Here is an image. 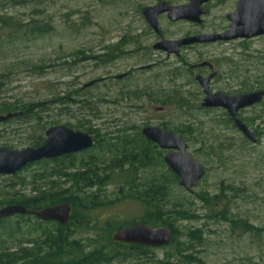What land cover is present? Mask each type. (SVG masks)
<instances>
[{
	"label": "rangeland",
	"instance_id": "obj_1",
	"mask_svg": "<svg viewBox=\"0 0 264 264\" xmlns=\"http://www.w3.org/2000/svg\"><path fill=\"white\" fill-rule=\"evenodd\" d=\"M163 1L171 6L188 4V0H0L1 18L23 24L36 20L53 27L49 35L39 39H15L22 41L13 42L8 53L0 57V74L7 76L0 102L43 105L36 110L39 122L13 118L0 123V148H32L36 139L45 141L46 131L55 126L84 133L96 126L103 135L133 128L128 132L132 136L135 130L148 126L175 132L206 169L194 193L181 188L166 165L140 169L137 183L156 177L165 180V208L187 212L190 218L180 221L172 215L169 219L181 235L201 231L203 245L196 252L204 264H264V124L255 121L261 138L256 144L248 141L234 125L227 124L223 110L202 108V91L182 67L187 62H212L221 75L214 89H223L225 83L232 93L256 92L264 84V36L227 45H195L182 50L179 58L167 57L153 49L159 38L142 13L144 8ZM238 2L215 0L206 4L207 14L201 25L173 23L167 15H161L164 39L223 33L230 26L227 16L235 12ZM9 34L12 30L0 21L2 40ZM120 76L125 77L118 79ZM177 97L189 107L174 105ZM263 110L261 104L241 112L240 118H253ZM255 128L250 130L254 132ZM161 152L164 158L166 152ZM91 154L97 155V151L77 154V162ZM41 169L35 165L24 169L17 179L0 176V201L22 189L12 191L13 183L19 184L24 178L31 184L33 176L43 172ZM100 170L101 178L110 176L111 181L102 188L84 191L100 206L92 208L88 226L78 232L77 238L82 241L94 236V226L100 228L109 220L133 221L145 214L141 204L124 198L121 192L126 174L116 177L117 172ZM30 189L28 186L23 192L29 195ZM19 222L27 229L34 225ZM234 222L239 226L246 223L254 231L245 233L234 228ZM172 250L168 246L156 248L151 257L164 260Z\"/></svg>",
	"mask_w": 264,
	"mask_h": 264
},
{
	"label": "trees",
	"instance_id": "obj_2",
	"mask_svg": "<svg viewBox=\"0 0 264 264\" xmlns=\"http://www.w3.org/2000/svg\"><path fill=\"white\" fill-rule=\"evenodd\" d=\"M0 21L12 30V34L6 36L7 40H2L3 37L0 36V57L8 53L9 46L13 42L22 41L15 39H39L53 31V27L48 23H39L36 20L23 24L19 20H6L0 16ZM5 78L7 76L4 73L0 74V96L6 88ZM262 79L264 80V76ZM257 91H264V84ZM174 105L179 106L180 109L189 107V103L184 102L181 97L174 99ZM42 106L20 102H0V116L17 114L15 118L18 120L39 122L41 118L36 110L38 111ZM241 120L250 129L255 128L257 120H261L264 124V110L253 118H242ZM227 124L234 125L229 117H227ZM132 129H120L103 135L102 130L91 126L86 129L85 133L94 138L96 147L91 151L92 153L97 151V155L91 154L87 160L80 162H77V154L69 155L55 160H44L25 168L27 170L34 165L40 166L43 172L36 173L31 184H27L24 178L19 184L13 183L12 191L17 187L22 189L4 197L0 201V209L6 206L21 205L28 211H40L47 207L69 203L72 206L71 219L65 226L40 222L32 216H16L0 221V264H114L115 262L125 264L145 260L152 264H174V262L204 264L196 252V248L203 245L201 231H189L181 235L174 222L169 219L172 215L180 221H187L190 218L187 212L165 208V180L156 177L147 183H137L140 169L149 168L151 164L165 166V162L163 152L158 151L157 146L146 140L141 130H135V135L132 136L128 134L129 131H133ZM253 133L257 139L261 138L258 128H255ZM43 142V138H38L31 147L38 148ZM51 164L54 165L51 167ZM100 169L117 172L116 177L126 174L121 192L124 191V198L141 204L145 209V214L133 221L117 223L109 220L100 228L94 226L92 228L95 232L94 236L82 241L77 238L78 232L88 226L89 213L92 208L100 206L93 196L85 194L84 191H90L96 187L102 188L106 181H111L110 176L101 178ZM167 170L171 173L169 169ZM163 177L165 178L164 175ZM17 178L16 175L11 179ZM159 181L162 184H159ZM174 181H178L175 175ZM67 184H70L67 189L62 188ZM28 186L31 187L30 194L26 195L23 190ZM79 210H83V213L80 214ZM19 220L33 222L35 226L30 225L27 229L21 225ZM138 224L154 229L163 227L171 229L172 241L168 247L173 250L164 260L152 259L153 248L112 241L113 232L116 233ZM233 224L234 228L245 233L254 231V228L246 223L241 226L236 222ZM181 237L184 239L183 242L180 241Z\"/></svg>",
	"mask_w": 264,
	"mask_h": 264
},
{
	"label": "water",
	"instance_id": "obj_3",
	"mask_svg": "<svg viewBox=\"0 0 264 264\" xmlns=\"http://www.w3.org/2000/svg\"><path fill=\"white\" fill-rule=\"evenodd\" d=\"M212 1L215 0H188V4L183 6H171L163 1L154 7L144 8L143 16L160 40L153 46V49L171 57L172 55L179 56L181 48L187 46L246 41L264 36V0H239L235 12L227 16L230 21L227 31L216 35L188 37L178 41L164 39L159 24L161 15H167L173 23L186 21L201 25L202 17L207 14L204 6ZM199 67H208L212 72L208 77H196V82L202 87L205 95L202 108L225 110L236 129L248 141L256 144L258 140L255 134L238 117V114L261 105L264 102V91L236 97L227 96L222 92L214 94L210 91V83L218 75V70L208 61L200 63ZM125 76H120L118 79H123ZM17 116V114L0 116V123ZM141 134L162 151L169 152L164 157L166 166L178 178L179 186L193 194L204 179L206 169L188 152V143L177 133L166 131L157 126L144 127ZM45 136L44 143L38 148H27L21 151L10 150L6 147L0 148V176L14 177L35 163L80 154L96 147V142L91 135L73 131L67 126L51 127L46 131ZM71 215L72 206L69 203L47 207L40 211H28L21 205L6 206L0 209V221L16 216H32L40 222L65 226L69 223ZM112 239L115 243L153 249L164 248L169 246L172 241V231L169 227L154 229L144 224H138L117 231Z\"/></svg>",
	"mask_w": 264,
	"mask_h": 264
},
{
	"label": "flooded vegetation",
	"instance_id": "obj_4",
	"mask_svg": "<svg viewBox=\"0 0 264 264\" xmlns=\"http://www.w3.org/2000/svg\"><path fill=\"white\" fill-rule=\"evenodd\" d=\"M160 40H158V42H159ZM172 41H178V40H172ZM231 42H236V41H231ZM231 42H227V43H224V42H218V43H223V44H229V43H231ZM193 46H195V45H193ZM193 46H187V47H183V48H181V51L182 50H184V49H186V48H191V47H193ZM181 51H180V53H181ZM172 56H175V55H172ZM177 58H179L180 57V55L179 56H176ZM202 63V62H201ZM210 63H212V62H210ZM183 65H182V67H183V69L189 74V78H193V80L196 82V77L197 76H202V77H208L212 72H211V70L208 68V67H206V68H201V67H199V65H200V63L199 64H195V65H190L188 62L187 63H182ZM215 67H216V69L218 70V67L216 66V64H214V63H212ZM221 75L219 74V71H218V75L214 78V79H212V81H211V83H210V91L212 92V93H218V92H222V93H224L225 95H227V96H230V97H236V96H239V95H242L241 94V92H235V93H232V92H229L230 90H229V88L228 89H226L227 87L226 86H229V85H227V84H223V89H221V90H219V89H214V84L216 83V82H218V81H220L221 80ZM196 84L198 85V83L196 82ZM199 87H200V89H201V91H202V94H203V97L205 98V95H204V92H203V89H202V87L200 86V85H198ZM204 98H203V100H202V103H203V101H204ZM206 110H213V109H206ZM221 110H223V109H221ZM225 113H226V116L227 117H229L230 118V116L228 115V113L225 111V110H223ZM243 112V111H242ZM240 114H241V112L238 114V117H240ZM231 119V118H230ZM232 120V119H231ZM153 144V143H152ZM155 145V144H154ZM155 146H157V145H155ZM157 148H158V151H162L161 149H159V147L157 146ZM164 152H166L165 153V156L169 153V152H167V151H164ZM164 156V157H165ZM164 159V158H163ZM172 175H173V177H174V173H172Z\"/></svg>",
	"mask_w": 264,
	"mask_h": 264
}]
</instances>
